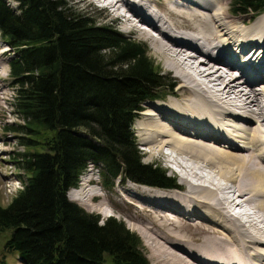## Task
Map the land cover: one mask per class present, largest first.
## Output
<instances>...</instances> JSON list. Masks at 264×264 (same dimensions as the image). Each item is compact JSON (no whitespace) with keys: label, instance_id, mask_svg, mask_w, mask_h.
Returning <instances> with one entry per match:
<instances>
[{"label":"trees","instance_id":"trees-1","mask_svg":"<svg viewBox=\"0 0 264 264\" xmlns=\"http://www.w3.org/2000/svg\"><path fill=\"white\" fill-rule=\"evenodd\" d=\"M15 1L17 9L0 0V34L16 55L13 106L23 123L11 129L24 148L15 162L26 179L0 205L5 248L25 264H150L135 232L114 217L100 224L67 191L90 162L104 166L106 179L177 186L142 161L132 129L141 105L168 84L145 45L90 11L64 0ZM263 9L264 0L234 1L235 11Z\"/></svg>","mask_w":264,"mask_h":264},{"label":"bare ground","instance_id":"bare-ground-1","mask_svg":"<svg viewBox=\"0 0 264 264\" xmlns=\"http://www.w3.org/2000/svg\"><path fill=\"white\" fill-rule=\"evenodd\" d=\"M88 1L101 4L106 11L122 21L125 32H136L141 37L151 40L155 54L166 60L168 71L176 75L180 84L176 86L179 93L174 94L173 98L176 100L183 98L182 103L166 100L149 103L148 107L157 112L155 110L143 112L138 118L140 119L138 126L141 130L139 135L146 146L147 155L165 157L170 164L185 170L186 176L182 181L184 180L188 185L187 188L190 190L188 192L197 196H201L202 193L205 196H201V199L195 195L183 196L181 192L184 188L179 191L151 187H143L140 190L137 186L125 189L128 195L138 194V199L147 209L130 206L138 211L141 210L139 211L141 213L148 211L149 215L153 216L150 224H139L138 227H146V233L140 231L152 247L153 242L157 245V248L153 250L154 255L164 257L168 254L165 247L170 246L169 252L171 256L174 253L175 260L179 255L175 254L176 252L187 253L189 258H184V261L188 264H210L211 262L214 264H264V239L258 233H253L254 238H252L249 235L252 233L249 229V234L244 233L242 229L247 228V225H244V220L237 215L242 211L235 213L238 209H243L242 203L245 201L254 203L255 199H249L250 196V198L257 196L264 200V102L261 103L264 98V14L255 20H251L250 17H248L249 21L238 20L237 18L242 17L237 16L243 14H234L232 8L222 3L226 0H165L166 6H172V10L168 11V8L162 9L158 6L165 12V16L160 17L156 14L158 11L153 10L151 0ZM183 7L187 8L192 15L197 18L202 17L210 24L213 21L215 23V19L219 17L222 24L216 23L215 29H210L211 35L214 32L212 36L204 35V33L203 36L191 34L192 31L191 33L172 31L171 26L167 27L170 23L168 19H174V14L185 18L186 13ZM204 12L205 14H202ZM188 18H190L189 13H187L186 21H189ZM143 24L148 25L149 28H143ZM153 28H156L159 34L151 32ZM1 41L0 39V57L9 50L7 44ZM257 45L261 47L260 50L255 51L254 48ZM216 49L219 52H217L218 56H213L212 51ZM1 65L3 61H0V67ZM240 65L246 66L249 74L237 77L234 71H236L235 67ZM255 73H259L261 78ZM258 82L262 83L257 84ZM187 94L188 97H186ZM141 119L144 120L141 121ZM237 122H243L245 125L241 127ZM165 151L174 154L173 158L171 154H165ZM199 161L205 163L206 167L217 168L221 176L224 173L231 175L230 183L232 181L234 185L238 184L234 186L235 190L241 186L244 187L243 196L238 197L245 198L241 200L237 197L238 201L230 200L228 197L230 189L224 187L219 189L222 194L219 196L215 189L220 185L215 183L217 179L211 178L210 174L201 176L196 171L199 170L196 166ZM194 180L200 182L195 183ZM81 181L83 185L81 191L71 193V197L91 209L85 201L92 192L85 185V178ZM141 191L144 193H140ZM207 196L216 198L218 203L214 199L204 200ZM223 201L224 210L219 207ZM258 205V213L259 209L264 213V203L259 200ZM104 207L105 204L102 202L99 206L101 212ZM249 210L245 214L252 218ZM170 216L178 217L187 223L203 222L212 230L213 236L215 232L228 234L229 239L224 236L229 243L221 237L218 239L214 236V240L208 239L204 242V247H207L203 251L204 255L198 251L181 250V245L175 243L172 237L175 236L173 230L183 229V225L179 221L168 218ZM196 219L201 221H195ZM163 220L167 222L163 224ZM157 221L164 225L165 233L160 231L158 228L160 226H154ZM148 233H152L155 240L149 238ZM215 254L219 257H214ZM180 256L184 255L180 254ZM182 261L167 262L182 264L184 263Z\"/></svg>","mask_w":264,"mask_h":264},{"label":"rangeland","instance_id":"rangeland-1","mask_svg":"<svg viewBox=\"0 0 264 264\" xmlns=\"http://www.w3.org/2000/svg\"><path fill=\"white\" fill-rule=\"evenodd\" d=\"M7 1L15 9H17L16 8L17 7V2L16 1H14V0H7ZM64 1L65 2H68L70 5H72L77 10H82V11H85V12L90 11L91 12L90 14L92 16L100 17L101 18L100 19V22H102V23H105V24H108V23H113L114 24L115 23L116 24L115 26H117V29L122 34L124 33L127 36H132V35L127 34V32H125L123 30L124 28H123L122 21L119 20L120 22L119 23H116L115 20L117 18H115L112 14H110L109 11H106L103 8L102 5H99V4H96V3H92V2H90L88 0H64ZM151 1H150L151 2L150 4L152 5V8H153V10L155 12L158 11L156 14L159 17L161 15L162 16H165L164 15L165 12H163L161 9H159L158 6L160 8H162V9L168 8L167 9L168 11L170 9L172 10V6L171 7L168 6V5L166 6L165 0H151ZM229 2H230V0H226V2L222 1V3H224V5H227L230 8L233 7V0H231L230 4H229ZM182 9L185 10V13H186L185 14L186 15L185 18L178 17L177 15H175L173 13L176 19L175 18H174L175 20L174 19H171V18L168 19V22H170V23H169V25L167 27L170 28V26H171L170 29L172 31H176V32H186V33H191V31H192L191 34H201L203 36V33H204V35H210V36H212L214 32H212V35H211V33H209V31L212 30L211 28H214L215 29V26H216L215 24L216 23L217 24H222L221 23V20L219 19V17L217 19L218 21L215 19V23L213 21V23L210 24V23H207L206 21H204L202 17L199 18V16H198V18H197V16L192 15L191 12L187 8L183 7ZM167 10H165V11L167 12ZM187 13L190 14V18H188V20L190 22L189 21H186L187 20ZM202 14H205V12L202 13ZM241 14H246V13H241ZM248 15H250V14H248ZM211 16H212V13H211ZM237 17H242V18H237L238 20L249 21L248 16H246V15H241V16H237ZM188 23H190V24H188ZM179 25H180V27H179ZM196 25H197V27H196ZM191 28H192V30H191ZM193 28H194V32H193ZM195 28H198V29H195ZM182 29H184V30H182ZM201 31H203V32L201 33ZM0 39L4 42V38L2 37L1 34H0ZM135 39L139 40L138 38H135ZM139 41H141V40H139ZM140 44L145 45V47L147 46L146 47V49L148 50L147 51V55L152 59V61L154 62V65L158 67L157 69L161 70L162 73H165V74L170 75L169 76V81L170 82L173 81L172 83L176 82L180 86L178 80L176 79V75H174V73L168 71L167 65H166L167 64L166 63V60L164 61L163 58L158 57V55L155 54L156 51H154L148 44H144L142 42H140ZM2 51L3 50L1 48V53H2ZM14 56H15V53L13 51H11V49L9 48V50H7V53L4 56H1L0 57V61H3V65H1L2 68L0 67V77L2 76V80H0V205H2V206L9 205V203L12 201L13 197L24 186V179L26 178L25 171H23L22 169H20L18 167L17 163L15 162L16 161V157L18 156V153L20 151H23L24 148L20 144V135L18 133L14 132L11 129V128H13V126H15L17 124H20V123H23V119L18 116V114H17V112H16V110L14 109V106H13V102L15 100V97H16V94H17V90H16V87L14 86V79H13V77L10 74V65L9 64H10V61L12 60V58ZM2 74H4L5 76L2 75ZM176 83H174V84H176ZM178 93L179 92H178V90L176 89V86H175L174 89H171V91L169 93V97H167L166 99H164V101L166 100V101H171L173 103H179V102L182 103V99L183 98H181V99L177 98V100L173 98L174 94H178ZM186 97H188V94L186 95ZM262 99L263 100L261 101V103L264 102V98H262ZM153 102H159V101H153ZM143 120L144 119H141V121H143ZM138 121L140 122V119H138ZM138 121L135 122L136 124H135V126L133 128L137 132V137H138V141L137 142H139V140L142 142L141 136H140L141 135V133H140L141 130L139 129V126H138L139 123H138ZM142 144L144 145L143 142H142ZM141 147H142V145H141ZM141 147H139V150H141V153L143 152V155H144V158L142 160L143 162H145V163H153V164L154 163L155 164H160L161 163L160 164L161 167L166 168L169 171L170 174L174 172V171L170 170L169 168H167L170 165V163L168 162V159H166L165 157L160 158V156L151 157L150 155H147L146 151L144 153V151L142 150ZM149 149H148V151H149ZM168 153L171 154L170 152L165 151V154H168ZM173 156H174V154H171V157L172 158H173ZM171 165H173V164H171ZM202 165H204V166H202ZM173 166L175 168L179 169L178 171L181 172V173H183L184 176H186L185 170H183L182 168L176 167L175 165H173ZM196 166L199 169V170H196V171L198 173H200L201 176H206V175L210 174L211 178H213L214 180L217 179L216 180L217 182H215V183H220V185H219V188L218 187H215V189H217V194L219 196L222 195L221 194V191L219 190L220 188L222 189V187L227 188V189H230V194L228 196L230 198V200H234V199L237 200L236 198L238 196H243L242 195V191L244 190V187L241 186L239 189H236L235 190V187L238 184H235L234 185L232 183V181L230 183L229 177H231V175H226V173H224V175L221 176L219 174L217 168H214V167H212V168L211 167H206L205 163H203L201 161H199ZM92 171L97 172L98 171V168L97 167H89V169L87 170L86 174L91 173ZM211 172H213V173L211 174ZM215 172H218V173L216 174ZM175 174H176V172H175ZM225 175H226V177H225ZM177 176L180 179V175L177 174ZM222 177L225 180H223ZM84 178H86V177H84ZM82 180H83V178H82ZM226 180H228V181H226ZM119 182H120V179H116L114 182H112L113 184H110V186L108 187V189H109V196L112 197V198H118V199H114V200H112L110 198V201L112 202L111 205L113 207L112 206H109V204L105 200H102L100 203H95V202L91 201L90 195H88L85 203L86 204H89L91 206V209H89L88 207H86V205L81 204V202L74 201V200H72L70 198L69 199L71 201H74L75 203H77L83 209H85V210H87L89 212H92L95 215H99L100 221H101L100 223L101 224H103L105 222V220L108 217H110V216H116V218H118L119 220H122L123 222H125L124 224L126 225V227L130 231L135 232L140 237V239H141V241L143 243L144 249H145V253L148 256L151 264H164V263L165 264L166 263L167 264H170L169 262H171V261H177L178 262L179 260L182 261L181 259H183L182 262L186 263L184 261V258H186V257L189 258L188 257V254L186 255V253H177L176 252L175 254H177V255L179 254L178 256L180 258L177 256L178 259L176 258V260H175L174 259L175 258V255L173 253L174 251H171L173 253V256H171L172 254L169 252L171 250V249L169 250L170 246L167 247L168 250L165 247V250L168 251L167 252L168 254L165 255L164 257H156L154 255V251L153 250L155 248H157V245L155 244V242H153L154 244H152L153 245V247H152L148 243V240H146V238L142 234V232L143 233H146V227H140V228L138 227L139 224H143V225L150 224L152 222V220H153V216L152 215H149V212L148 211H146V213H141V212H139L141 210L138 211L134 207L130 206V205H134V206H139V207H142L144 209H147V207H145L140 202V200L138 199V196H137L138 194H136V195L134 194V195L131 196V195H128L125 192V189H129L130 188L129 185L132 186V184H130L129 182L125 181L126 185L124 187V191L122 193H120V194H117V191L120 188ZM197 182H200V181H195V183H197ZM181 183H183V182H181ZM227 184H228V186H226ZM183 185H184L183 186L184 190L181 192V194L183 196H187L188 195V197H189V196L195 195V194H192V193L188 192L190 190H188L189 188H187V186H188L187 184L183 183ZM207 185L209 186V184H207ZM80 186H81V184H80ZM209 187H211V186H209ZM152 188L155 189L154 187H152ZM211 188L214 189V187H211ZM234 190H235V194L236 195L233 193ZM91 191L92 190H90V192ZM168 191H176V190H168ZM142 192L144 193V191H141L140 193H142ZM201 192H202V190H201ZM170 193H174V192H170ZM175 193H178V192H175ZM153 195H157V194H153ZM201 196L204 197L205 194H202L201 193ZM201 196L195 195V197H199V198ZM219 196H217V197L220 198ZM132 197H134V198H132ZM250 197H249V199H253V198L255 199L254 200V203H252V201L251 202L250 201H247V202L245 201L247 204L245 202L242 203L243 209H238L236 212L235 211L234 212L235 213H238L239 211L240 212L242 211L241 214L238 213L237 215L238 216L240 215L241 219L244 220L243 224L244 225H247V228L242 229L244 231V233L247 234L248 233V229H249V231L251 230L252 233L251 234L248 233V234L251 235L252 238H254L253 233L254 234H257L258 233V235L261 238L264 239V234H263L264 233V225H263L264 224V220H263L264 219V213H263V211L261 209H259V213L260 214L258 213V207H259L258 203H259V200L262 203H264V200H263V198L260 199L257 196L252 197V198H250ZM207 198H208V200H210V199L213 200L214 199V198H211V197H208L207 196V197H205L204 200H207ZM238 198L241 199V200H243L245 197L244 198L238 197ZM214 201H217V199L215 198ZM102 202H104V204H105V207H104L103 212H101V208H99V206H101V203ZM130 203H133V204H130ZM216 203H218V201ZM222 203L223 204H221V205L218 204V206L220 205L219 207L224 210V206H223L224 205V201ZM108 206L110 207L109 209H107ZM250 206H252V207H250ZM247 209L248 210L250 209L249 212L251 213L252 218L246 216L245 213L248 212ZM256 209H257V211H256ZM118 210L121 211V212H119ZM105 213H107V214H105ZM141 214H143V215H141ZM244 214L247 217L246 219H245ZM220 215L223 216L222 214H220ZM255 217L259 221L261 220L260 223H259V221ZM168 218L173 219L175 221H179L183 225V229L173 230L175 232L174 233L175 236L172 237L173 240L175 241V243H179V245L182 246V247L180 246L181 250L182 249L183 250L186 249V250H192V251H195V252L198 251V252H201L202 255H204V252L203 251L207 249V247H204V242L206 240H208V239H213L214 240V236L217 237L218 239H220V237H221V238H223L225 240L226 243H229V242L226 241L227 238L229 239V237L227 236L228 234L225 235V234H219V233H216L215 232L214 233V236H213L212 235L213 232L211 233L212 230L209 229L208 228L209 226L207 224L203 223V222H201V223H187V222H184L183 220H181L178 217L170 216ZM165 219H166V217H165ZM195 221H201V220L200 219H196ZM166 222L167 221H165V220L162 221L163 224H165ZM159 224H161V223L159 221H157V222H155L154 226L155 227L160 226V227H158V228H160V231L163 232V233H165L166 232V229H165V227H163L164 225L163 224L159 225ZM217 228H220V227L217 226ZM176 233H178L181 238L178 237L179 235L176 234ZM148 234H149L148 235L149 238L151 237V238H153L155 240V236L152 233H148ZM218 235H220V236H218ZM224 235L227 236V238ZM6 237H7V234H0V264H22L18 260V257H17L16 254L10 253V252H8L6 250V248H5ZM181 242H182V244H181ZM184 244H185V246H184ZM186 245H189V246H186ZM190 245H192V246L190 247ZM201 246H203V247H201ZM190 248H192V249H190ZM180 254L182 256L183 255L184 256L181 257ZM214 257H219V256L217 254H215ZM211 259H214V258H211ZM167 261H169V262H167ZM160 262H162V263H160ZM184 263H182V264H184ZM186 264H188V263H186Z\"/></svg>","mask_w":264,"mask_h":264}]
</instances>
